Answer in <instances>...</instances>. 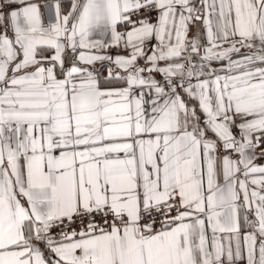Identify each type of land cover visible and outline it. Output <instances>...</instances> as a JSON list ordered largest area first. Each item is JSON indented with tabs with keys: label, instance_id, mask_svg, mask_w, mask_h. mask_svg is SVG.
<instances>
[{
	"label": "snow or ice",
	"instance_id": "1",
	"mask_svg": "<svg viewBox=\"0 0 264 264\" xmlns=\"http://www.w3.org/2000/svg\"><path fill=\"white\" fill-rule=\"evenodd\" d=\"M0 264H264V0H0Z\"/></svg>",
	"mask_w": 264,
	"mask_h": 264
}]
</instances>
